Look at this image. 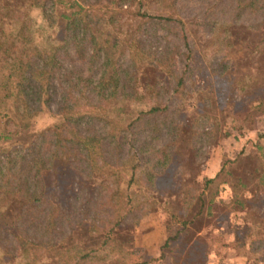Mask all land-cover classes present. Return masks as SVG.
<instances>
[{
	"label": "trees",
	"instance_id": "1",
	"mask_svg": "<svg viewBox=\"0 0 264 264\" xmlns=\"http://www.w3.org/2000/svg\"><path fill=\"white\" fill-rule=\"evenodd\" d=\"M168 1L0 0V264H87L101 256L105 262L116 228H137L159 211L170 213L173 224L177 220L170 202L178 190L175 184L169 191L163 188L164 168L169 157L178 162L181 156L178 138L194 144L180 128L184 120L192 126V116L175 99L182 100L186 91L210 90L215 68L195 60L194 69L187 64L179 72L174 55L179 50H160L156 41L150 42L144 26L168 25L171 33L172 23L178 31L183 25L161 13L171 6ZM149 3L159 16L142 12ZM135 4L131 19L140 26L126 31L123 12ZM237 4L255 12L264 0ZM35 9L43 14L42 30L31 16ZM234 27L225 40L233 43L228 53L232 60L242 51L238 41L248 40L241 30L263 32L264 19ZM188 52L193 62L192 45ZM235 93L232 87L231 99ZM252 97L250 109L264 107V94ZM200 101L206 109L210 98ZM201 115L195 114L192 122ZM43 116L54 121L34 130ZM89 141H96L95 149L88 147ZM223 174L228 176L224 168L215 179H205L204 189ZM258 178L257 187L264 191V172ZM238 183L248 188L246 198L261 193ZM190 193L194 190L183 204L196 200L200 207L183 220L184 229L205 210L210 216L215 201L206 206L202 192ZM254 219L249 227L258 226L264 240V218ZM184 229L170 235L163 248ZM165 258L162 254L150 264Z\"/></svg>",
	"mask_w": 264,
	"mask_h": 264
},
{
	"label": "rangeland",
	"instance_id": "2",
	"mask_svg": "<svg viewBox=\"0 0 264 264\" xmlns=\"http://www.w3.org/2000/svg\"><path fill=\"white\" fill-rule=\"evenodd\" d=\"M168 2H171V6L163 7L161 13L173 15L183 25L178 31L175 29L178 24L172 23L171 33L166 29L168 25L144 26L143 30L146 29L145 32L151 35L150 42L156 41L155 48L159 47L160 50L166 46L179 50L180 54L174 53L178 69H181L179 72L187 64L194 69L197 65L195 60L204 61V66L213 65L215 68L210 78L213 83L210 90L204 88L198 93H195L196 90L186 91L182 100L175 99L180 109L184 107L191 114L189 123L194 125L193 131V125L190 126L187 120L180 124L181 133L193 140L194 147L190 141L178 138L181 156L178 162L169 157L164 168L166 181L162 183L163 188L169 191L175 184L178 190L170 202V212L174 209L177 220L173 224L170 213L159 211L144 218L137 228L120 226L113 232L115 243H112L108 261L104 262L101 256L87 264H150L152 259L160 258L162 254L166 258L155 264H264V240H260L258 226L249 227V222H255V215L257 219L264 218V191L257 187L258 177L264 172V107L250 109L247 104L250 97L264 94V31L251 33L241 30V37L248 40L238 41L242 51L236 54L235 60L228 54L232 41L225 43L229 32L234 34V26L249 27L261 22L264 19V6L261 4V10L253 12L250 8L242 9L237 0ZM137 9L138 4H135L123 12L122 22L126 31L127 28L129 31L140 26L139 21L131 19V13ZM145 9L159 16L156 6L149 3L142 12ZM31 16L36 27L42 30L45 26L42 12L32 10ZM128 17L131 20L129 23ZM191 45L194 48L193 62L188 52ZM230 59L231 65L228 67L226 60ZM237 59H240V63ZM232 87L236 88L234 99H231ZM195 94L196 100H191ZM202 97L210 98L206 109L201 104ZM197 113L202 115L192 122ZM53 121L43 116L35 121L33 129L44 128ZM205 130L212 134L206 135ZM95 142L89 141L88 147L95 149ZM173 163L177 165L173 167ZM223 168L231 177L223 174L208 189H204V180L215 179ZM238 181L261 193L256 199L246 198L244 194L248 188H242ZM183 183L185 185L180 189ZM189 190H194L190 197L202 192L206 206H209L210 200L215 201L210 216L205 210L203 217L188 223L184 229L183 220L190 219L191 214H196L200 207V202L196 200H192L191 206L183 204ZM165 191L161 196L165 197ZM169 225L173 226L170 232L167 229ZM182 229L181 237L163 248L167 238L175 236ZM149 235L152 238L147 241ZM149 242H153L155 247L158 245V248L147 247L146 243Z\"/></svg>",
	"mask_w": 264,
	"mask_h": 264
},
{
	"label": "crops",
	"instance_id": "3",
	"mask_svg": "<svg viewBox=\"0 0 264 264\" xmlns=\"http://www.w3.org/2000/svg\"><path fill=\"white\" fill-rule=\"evenodd\" d=\"M213 177H215V176H213ZM150 238H152V237H150V235L148 236V237H146V240L147 241H150V240H148V239H150ZM166 239V238H165ZM146 245H147V247H149V246H151L150 248H153V249H155V248H158V245H157V247H155L154 246V243L153 242H149V243H146ZM155 247V248H154ZM157 251H158V249H157ZM155 256H157V253L155 254ZM160 262H163V261H160Z\"/></svg>",
	"mask_w": 264,
	"mask_h": 264
}]
</instances>
